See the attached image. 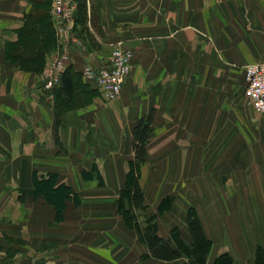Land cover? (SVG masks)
Listing matches in <instances>:
<instances>
[{"label":"crops","instance_id":"crops-1","mask_svg":"<svg viewBox=\"0 0 264 264\" xmlns=\"http://www.w3.org/2000/svg\"><path fill=\"white\" fill-rule=\"evenodd\" d=\"M50 7L51 0H0V207L19 264H149L143 257L182 264L151 257L116 207L134 161L133 128L151 110L144 161L155 145L165 156H189L187 147L197 146L201 156L205 144H223L195 189L211 241L206 264L224 252L251 264L264 248V124L252 128L236 114L258 113L243 94V66L264 61V0H76L66 74L45 92L41 72L59 50ZM32 12L56 40L38 71L7 56ZM115 45L132 52L131 69L108 104L81 70L105 64ZM44 96L56 97L54 104ZM248 142L255 147L242 148ZM34 170L56 173L55 186L65 183L75 195L64 200L61 220L43 195L34 196ZM143 181L149 195L154 183ZM183 225L190 243L185 218Z\"/></svg>","mask_w":264,"mask_h":264},{"label":"trees","instance_id":"trees-1","mask_svg":"<svg viewBox=\"0 0 264 264\" xmlns=\"http://www.w3.org/2000/svg\"><path fill=\"white\" fill-rule=\"evenodd\" d=\"M38 17L39 15L33 12L25 17L24 26L19 31L20 40L12 44L7 51V56L19 61L22 69L41 70L44 65L45 53L52 49L56 43L54 32L49 22H40ZM64 73L63 71L61 76ZM63 83L66 93L71 96L73 93L71 84L67 80ZM152 117L153 112L151 110L139 118L133 128L132 148L134 161L130 163L125 188L120 191L119 199L116 203L118 212L123 216L125 224L129 227H135L138 217L137 213L146 210L144 193L138 182V168L139 163L146 156V146L150 138ZM94 169L95 167L93 166ZM89 175L87 172L85 173V176ZM56 180L57 174L53 172L39 174L34 170L32 174L34 196L43 195L54 206L56 217L61 220L62 211L65 207L64 200L75 195L65 183H59L55 186ZM126 201L128 202V207H126ZM169 203V198L164 197L159 204L158 212L162 213L168 210ZM155 217L156 215L152 214L146 217L144 222L146 223L148 220L154 221ZM186 221L190 236L189 244L183 241L177 228H173L170 231L169 239L166 240L157 234L155 222L144 225L140 234L149 255L165 261H174L182 257L184 258L182 264H206V257L211 247V241L206 237L197 213L193 208L188 209ZM213 264L237 263L229 253L224 252L214 258ZM251 264H264V248L257 247L255 259Z\"/></svg>","mask_w":264,"mask_h":264},{"label":"rangeland","instance_id":"rangeland-1","mask_svg":"<svg viewBox=\"0 0 264 264\" xmlns=\"http://www.w3.org/2000/svg\"><path fill=\"white\" fill-rule=\"evenodd\" d=\"M110 54H111V52H110ZM110 54H109V56H110ZM68 56H69V54H68ZM109 56L107 57L106 63L108 61ZM50 61L51 60L49 59L45 63V65H47V63ZM86 65H91L93 67H99L98 65L96 66L95 64H90V63L84 64L82 66L81 72H82V76L85 78V80H86V77L83 73V70H84V67ZM102 65H104V64H101L100 66H102ZM65 68H66V66H65ZM65 68H64V70H65ZM63 71H62V73H63ZM59 82H60V80H59ZM58 84H60V83H58ZM58 84H56L53 87V89H55V87H57ZM92 86L94 87V85H92ZM41 87H42V82H41ZM95 88L97 89V93H98V91H100V90L97 87H95ZM45 92H49V91L46 90ZM74 94H75V99H78V95H77L76 91ZM99 94L100 93H98V95ZM100 96L104 100L105 103H108V104L112 103L113 104V103H116L118 94H117L116 98L112 101H105V99L102 97L101 94H100ZM46 97L48 98L49 96H46ZM46 97L44 96V98L46 100H48L47 103L54 104L56 97L55 98L52 97V99L50 97H49V99H47ZM245 103H246V100H245ZM236 115H237V117H239V116L241 117V118L239 117L241 122L243 120V121L250 123L252 128H254V126L255 127L256 126H258V127L263 126V124H264V112H258V113L251 112V115H249L248 111L247 112H245V111L241 112L240 111ZM254 145H256V144L248 142L247 144L243 145L242 148H244L246 150L248 148L253 149L255 147ZM202 147H203V150L201 149V153H202L201 156H196V154L198 152L197 146H188L187 147L189 156H165L162 154V152L167 151V149L160 150V146L155 145V147L153 149L155 156H150V159L148 161H147V159H148V157H147L146 161L143 160L144 162L142 161L141 162L142 164L139 163V168H138V171H139L138 176L139 177H138V179H140V181H141V179L144 180L143 184H145V187L150 186V181H152L154 183V185H153L154 189H153V191H151V189H150L149 195H147V192L145 191L144 203L147 200L148 202H151V205L149 207V210H146L145 212H138L137 213L138 217H137V223L135 226L136 229H138V230L140 229V231H141V229H142L141 226L143 227L146 224H150L152 222H155L156 227H157L156 232H157V234H160V236L162 238L168 240L170 231L173 228L174 229L177 228L179 230L181 238L184 241V237L187 235V232H186V226L183 225V221H184V218L186 219V211H188L187 209L189 207L193 208L195 210V208H194L195 200H196L195 197L197 196L195 189L197 188V185H203V183H201L202 180L199 177L200 173H202V167L204 165L209 164V163L211 164L213 157L216 158V156L219 155V152L223 148V144H217V143L205 144ZM183 150H185L184 147H183ZM242 152H243V150H242ZM144 163H147V164L145 166H143ZM197 166H198V168H197ZM210 176H211V178H216L217 173H212V175H210ZM211 178H210V180H211ZM145 187H143V188H145ZM145 196H146V199H145ZM164 197L169 198V201H170L169 209L164 212V215H163V213H159L158 211H157V213H155L154 208L157 207L158 204H160L162 202ZM7 205H8V202H7ZM153 213H155V215H156L154 221L148 220V222L145 223L144 221H145L146 217L152 215ZM5 219H6V217L3 215V211L0 207V264H19V259H20V257H19V251H20L19 243L15 237H13L11 239L8 238L7 233H9L11 231V227L8 225L9 222L4 224ZM4 228H7L6 232H5ZM136 229H135V231L137 232ZM137 235L139 236V240H138L139 242H137V243H141L144 246L145 244L142 240L141 234L140 233L138 234V232H137ZM184 242H187V244H189L188 241H184ZM29 250H31V249H29ZM31 251H33V250H31ZM23 254L24 255L27 254L26 251ZM26 257L29 258L27 260V263H30L31 262L30 258H32V257L31 256L28 257V254ZM142 262L143 263L149 262V264H169L167 262H165V263L164 262L163 263L158 262V260L155 261L154 263H152L151 261H147L146 257H143Z\"/></svg>","mask_w":264,"mask_h":264},{"label":"built area","instance_id":"built-area-1","mask_svg":"<svg viewBox=\"0 0 264 264\" xmlns=\"http://www.w3.org/2000/svg\"><path fill=\"white\" fill-rule=\"evenodd\" d=\"M76 0H51V15L59 36V50L41 72L42 88L51 92L59 83L60 75L68 60L67 44L73 27ZM132 52L115 45L106 64L93 67L86 65L83 73L86 80L97 87L105 101H112L119 93L122 83L131 69ZM243 93L249 106L256 112H264V61L243 66Z\"/></svg>","mask_w":264,"mask_h":264}]
</instances>
